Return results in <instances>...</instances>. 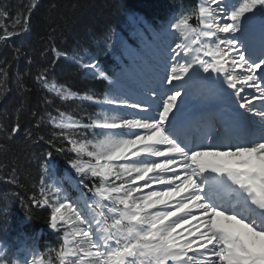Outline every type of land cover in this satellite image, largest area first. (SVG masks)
<instances>
[{"label": "snow or ice", "instance_id": "1", "mask_svg": "<svg viewBox=\"0 0 264 264\" xmlns=\"http://www.w3.org/2000/svg\"><path fill=\"white\" fill-rule=\"evenodd\" d=\"M162 31L171 43L136 98L89 59L82 66L113 84L114 95L83 98L100 106L88 123L54 121L76 154L77 184L92 181V196L74 202L43 186L42 199L33 198L51 207L50 227L64 229L60 264H264V0H199ZM193 97L219 100L220 112L185 118ZM17 264L46 262L32 250Z\"/></svg>", "mask_w": 264, "mask_h": 264}, {"label": "trees", "instance_id": "2", "mask_svg": "<svg viewBox=\"0 0 264 264\" xmlns=\"http://www.w3.org/2000/svg\"><path fill=\"white\" fill-rule=\"evenodd\" d=\"M4 2L0 0V18L8 15ZM196 3L39 0L29 9L28 5L23 7L16 34L0 41V243L8 250L30 244L38 248L46 264L48 260L60 264L56 257L62 245L59 234L46 232L52 209L37 206L33 198L42 199V186L54 188V179L63 169H71L76 182L81 177L71 167L76 154L59 136L54 121L71 118L90 122L100 114V106L83 98L95 95L102 99L114 87L90 76L82 64L93 59L115 80L139 52L147 50L150 41L162 35L173 16ZM41 75L49 87L55 85L76 98L62 99L43 86ZM16 125L19 130L13 134L11 129ZM78 136L84 138L83 130ZM49 158L57 166L55 176L47 175ZM79 186L92 196L88 191L91 179ZM48 198L55 201L51 194ZM19 257L17 252L8 251L0 260L13 264Z\"/></svg>", "mask_w": 264, "mask_h": 264}, {"label": "rangeland", "instance_id": "3", "mask_svg": "<svg viewBox=\"0 0 264 264\" xmlns=\"http://www.w3.org/2000/svg\"><path fill=\"white\" fill-rule=\"evenodd\" d=\"M36 1L37 0H6V2H4V4H3V7L5 8V11L7 12L8 15H2L0 18L1 35H4L5 31L15 32V30H18V28L20 26V21L22 18L21 10L23 9L24 6L26 8L27 5H28L27 9L33 7L36 4ZM9 3H10V6H9ZM8 7H10V8H8ZM9 13H12L13 15H10ZM17 21H19V23H17ZM256 29H258V30H256ZM260 29H261V23H260V19L258 17L256 20V23H255L253 34L255 32L260 33ZM169 43H171V38L167 36V38L164 39L160 43V45L156 46V48H155L156 50H154L152 52V57H145L144 62L141 64L142 66L137 65L139 70H135L133 68L128 75L131 77H134L135 81H138V80L141 81L140 79H142L141 78L142 75L147 76V75L152 74L156 70L158 64L161 62V56L165 53V49L167 48V45ZM125 80L126 79L120 81L121 85H125L124 84ZM135 85H136V83L126 84V90L124 91V93H126V95L129 98H133V99L136 98L135 93H136V90L138 87H136ZM112 95H114V93ZM121 98H123V97H121ZM187 101L191 102L193 104L194 103L198 104V103L202 102V100L199 98H196L195 100H193L191 98H187ZM47 169L49 172V174H47V175L54 174V172L56 170L55 164H53L50 160L47 164ZM55 183H57L56 185L59 188H61L62 190L66 186L69 188L70 191H74L76 193V197L68 200V202H74L81 193V190L79 189V187L75 183L74 175L70 169L65 170L62 173L61 177L55 178V182H53V185ZM56 230L57 229L54 230L51 227H49V232H55ZM62 239H64V232L62 235ZM25 250H27V255L24 256L23 260L28 259L30 261L32 258V250L33 249L25 248ZM3 252H4V246L0 245V256L3 254ZM35 254L38 256V254L36 252H35Z\"/></svg>", "mask_w": 264, "mask_h": 264}, {"label": "bare ground", "instance_id": "4", "mask_svg": "<svg viewBox=\"0 0 264 264\" xmlns=\"http://www.w3.org/2000/svg\"><path fill=\"white\" fill-rule=\"evenodd\" d=\"M221 107L222 106L219 100L209 98L203 100L199 105L188 106V104L186 103L184 115L186 114L188 116H192L193 118H191V120H195L198 116H202L204 112L213 111L219 113Z\"/></svg>", "mask_w": 264, "mask_h": 264}]
</instances>
